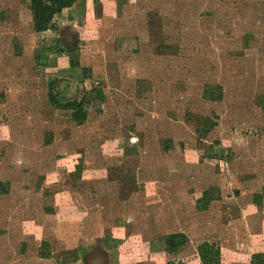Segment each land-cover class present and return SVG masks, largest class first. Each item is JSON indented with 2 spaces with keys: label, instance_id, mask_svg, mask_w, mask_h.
<instances>
[{
  "label": "rangeland",
  "instance_id": "374dc122",
  "mask_svg": "<svg viewBox=\"0 0 264 264\" xmlns=\"http://www.w3.org/2000/svg\"><path fill=\"white\" fill-rule=\"evenodd\" d=\"M88 2L51 37L29 0H0V264H165L174 228L246 264L264 245V0ZM203 190L219 199L197 213Z\"/></svg>",
  "mask_w": 264,
  "mask_h": 264
},
{
  "label": "trees",
  "instance_id": "16d2710c",
  "mask_svg": "<svg viewBox=\"0 0 264 264\" xmlns=\"http://www.w3.org/2000/svg\"><path fill=\"white\" fill-rule=\"evenodd\" d=\"M78 0H29V9L32 14V25L33 29L36 32H45L47 30H56L57 25L54 22V16L60 13L64 8L70 7L73 3ZM59 45V48L62 46L56 40L55 46ZM52 49V48H51ZM65 50V49H64ZM70 53V52H69ZM69 65L75 67L78 65V62L74 55L69 54ZM202 97L209 100H218L221 98V94L215 92L211 89H204L202 92ZM51 103L56 107H64L63 104L58 102L52 95L49 96ZM81 105L77 106L76 112L73 114L75 117L78 113L82 112ZM75 118L81 119L80 116ZM204 125L211 126L214 125V122L210 120L209 117H206L202 121V127L200 130H205ZM211 197L207 190H203L201 196L196 200L197 207L205 206ZM165 249L169 252H174L180 245H183L186 241V238L183 233H169L164 236ZM197 252L199 258L203 264H218L220 251L219 247L215 246L212 243L204 241L197 246ZM77 259V253L73 255V260ZM167 264H170L167 262ZM250 264H264V258L261 253H255L251 255Z\"/></svg>",
  "mask_w": 264,
  "mask_h": 264
},
{
  "label": "crops",
  "instance_id": "0c3cea01",
  "mask_svg": "<svg viewBox=\"0 0 264 264\" xmlns=\"http://www.w3.org/2000/svg\"><path fill=\"white\" fill-rule=\"evenodd\" d=\"M89 0H85V4H84V8H83V12L82 11H79L77 10V8L75 9V5H76V2L73 3V5H71L70 7H67V8H64L60 13H58L59 15H62V17L59 18V20L55 19L56 18V15L54 16V22L55 24L57 25V29L56 30H47L45 32H40V33H51V37L54 36L53 33L58 31L59 29H62L64 28L65 24L67 23H74L73 25H76V26H82L84 27V22L85 20H89V10H90V6L88 8V4H90V2H88ZM58 17V16H57ZM73 18V19H72ZM60 32V30H59ZM202 194V191L200 193H197L195 194L196 196L194 197V209L197 213H202L204 211H207L210 204L216 200H218V196L217 198L215 197L212 198L209 194V196L211 197L210 201L203 207H197L196 206V200L201 196ZM220 197V195H219ZM201 228V227H200ZM176 232H180V233H183L185 238H186V241L183 245H180L176 251L174 252H169L165 249V243H164V236L169 234V233H176ZM159 241L163 243L162 245V253L165 254V255H168V256H173L175 258V260L172 258V261L171 260H168L167 262H169L170 264H203L199 258V255H198V252H197V246L204 242V241H207L209 243H212L214 244L215 246H218L215 242V240H211L209 238H201V239H197V240H191V237L189 238L188 237V234L184 231V229H170L168 230L166 233H163V235H161L159 237ZM248 245V243H247ZM250 245V243H249ZM191 246V247H189ZM187 248H189V250H187ZM188 251H190V253H187ZM219 251H220V257L224 254V249L219 247ZM192 252V253H191ZM255 253H261L263 255V258H264V245L263 244H258L257 247H247V250L245 249V251L243 253H235L238 257L240 258H243V261L246 263V264H250V259H251V255L252 254H255ZM219 257V258H220ZM91 259L94 261L93 262H97L100 258L99 257H88L87 255L85 257H81L80 256V253L78 254L77 253V259H75L74 261H71L72 263H77L78 260L80 259H83L84 263L87 264L86 262H88V259ZM89 259V260H90ZM91 262V261H90ZM166 262V263H167ZM165 263V264H166Z\"/></svg>",
  "mask_w": 264,
  "mask_h": 264
}]
</instances>
